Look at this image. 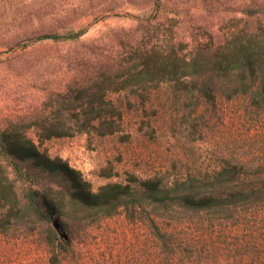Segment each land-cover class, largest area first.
Segmentation results:
<instances>
[{
    "label": "rangeland",
    "instance_id": "rangeland-1",
    "mask_svg": "<svg viewBox=\"0 0 264 264\" xmlns=\"http://www.w3.org/2000/svg\"><path fill=\"white\" fill-rule=\"evenodd\" d=\"M82 28L81 36L63 38ZM45 33L62 38L34 40ZM249 33H264V0H0V131L26 134L93 190L131 177L164 185L202 179L227 164L263 176L264 102L228 96L231 78L220 71L119 90L107 85L102 113L114 111L113 133L37 136L57 93H77V79L128 65L140 42L164 53L173 46L189 60ZM64 221L59 230L48 221L0 223V264H264V211L224 219L145 205L133 216L119 209ZM97 240L116 247L98 260L90 246Z\"/></svg>",
    "mask_w": 264,
    "mask_h": 264
},
{
    "label": "trees",
    "instance_id": "trees-1",
    "mask_svg": "<svg viewBox=\"0 0 264 264\" xmlns=\"http://www.w3.org/2000/svg\"><path fill=\"white\" fill-rule=\"evenodd\" d=\"M85 31L82 28L63 38H77ZM60 38L45 33L34 40ZM162 51L149 42H140L128 58V65L105 67L101 73L77 79V93H57L56 110L50 119L44 117L37 123L39 141L73 136L91 128L98 135L113 133L110 117L114 111L106 109L109 116L102 113L108 105L104 91L107 85L119 90L148 82L178 81L211 70L231 78L225 85L228 96L249 94L256 102H264V33L236 34L212 54L198 53L189 60L176 53L173 46L166 53ZM260 173H264V167ZM15 181L22 185L20 191ZM145 205L166 210L178 205L224 219L262 212L264 175L249 177L227 164L202 179L187 177L164 185L153 179L131 177L128 183L108 182L93 190L79 170L60 157H50L26 134L11 129L0 131V209L5 216L0 223L4 226L48 221L59 230L66 224L64 218L70 216L98 219L114 215L119 209L133 216L136 208ZM54 238V234L49 236L50 240Z\"/></svg>",
    "mask_w": 264,
    "mask_h": 264
},
{
    "label": "crops",
    "instance_id": "crops-1",
    "mask_svg": "<svg viewBox=\"0 0 264 264\" xmlns=\"http://www.w3.org/2000/svg\"><path fill=\"white\" fill-rule=\"evenodd\" d=\"M90 246L96 252V256L98 260H100V258L103 257V253L106 255L109 251H114L112 247H116L115 244H113L110 240L98 241L97 243L95 244L93 243ZM110 247L112 248V250H110L111 249ZM129 248H131V246L128 245V249Z\"/></svg>",
    "mask_w": 264,
    "mask_h": 264
},
{
    "label": "built area",
    "instance_id": "built-area-1",
    "mask_svg": "<svg viewBox=\"0 0 264 264\" xmlns=\"http://www.w3.org/2000/svg\"><path fill=\"white\" fill-rule=\"evenodd\" d=\"M98 241H99V240H97V242H98ZM130 242H131V243L128 242V243H129L128 245H129V246H132L133 243H132V241H130ZM21 261H22V259L20 260V262H21ZM38 264H39V263H38Z\"/></svg>",
    "mask_w": 264,
    "mask_h": 264
}]
</instances>
